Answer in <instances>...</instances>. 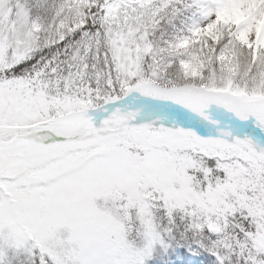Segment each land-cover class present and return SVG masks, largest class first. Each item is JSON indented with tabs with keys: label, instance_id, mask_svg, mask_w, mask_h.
<instances>
[{
	"label": "snow or ice",
	"instance_id": "1",
	"mask_svg": "<svg viewBox=\"0 0 264 264\" xmlns=\"http://www.w3.org/2000/svg\"><path fill=\"white\" fill-rule=\"evenodd\" d=\"M0 264H264V0H0Z\"/></svg>",
	"mask_w": 264,
	"mask_h": 264
}]
</instances>
